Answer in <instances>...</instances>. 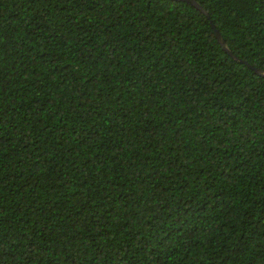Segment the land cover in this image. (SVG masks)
Segmentation results:
<instances>
[{
  "label": "trees",
  "instance_id": "trees-1",
  "mask_svg": "<svg viewBox=\"0 0 264 264\" xmlns=\"http://www.w3.org/2000/svg\"><path fill=\"white\" fill-rule=\"evenodd\" d=\"M195 1L0 0V264H264V0Z\"/></svg>",
  "mask_w": 264,
  "mask_h": 264
},
{
  "label": "water",
  "instance_id": "water-1",
  "mask_svg": "<svg viewBox=\"0 0 264 264\" xmlns=\"http://www.w3.org/2000/svg\"><path fill=\"white\" fill-rule=\"evenodd\" d=\"M182 1H186L190 4H192L193 6H195L198 10H200L201 12H203L205 15L208 16V13L206 12V10L202 7V5H200L198 2H196L195 0H182ZM212 27L215 30V35L217 40L219 41V43L221 44L222 48L227 51L229 54H231V51L227 48V46L225 45V42L222 40V37L219 33V31L217 29H215V26L212 24ZM232 55V54H231ZM233 56V55H232ZM235 59L239 60L236 56H233ZM241 62L245 63L247 66H249L250 68H252L256 73L264 76V71L259 68V67H255L251 64H249L248 62L241 60Z\"/></svg>",
  "mask_w": 264,
  "mask_h": 264
}]
</instances>
